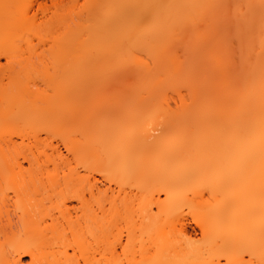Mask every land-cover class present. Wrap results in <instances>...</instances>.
Here are the masks:
<instances>
[{
    "label": "rangeland",
    "instance_id": "obj_1",
    "mask_svg": "<svg viewBox=\"0 0 264 264\" xmlns=\"http://www.w3.org/2000/svg\"><path fill=\"white\" fill-rule=\"evenodd\" d=\"M178 1L184 6L185 0H174V6L150 0L154 10L148 3L151 9L145 11L153 12L145 20L138 0H125L136 10L133 28L144 23L132 33L133 43L126 42L129 31L123 32L124 43L120 32L116 44L102 27L103 16L117 12L115 4L102 6L100 17L87 25L85 45L74 54L82 56L83 67L75 60L71 66L73 101L76 76L84 74L86 120L83 153H75V128L70 133L72 164L94 168L115 189L120 241L126 245L131 239L123 264H156L155 255L173 242L198 251L202 261L264 264L257 151L248 144L231 172L236 148L230 135L214 131L218 116L238 104L232 88L242 83V72L255 69L264 76V1L196 0L177 7ZM66 3L77 11L86 0ZM125 3L119 10L126 12ZM53 137L60 142L62 134ZM167 195L178 205L158 209L156 203H166ZM201 216L212 221V240L203 233Z\"/></svg>",
    "mask_w": 264,
    "mask_h": 264
},
{
    "label": "bare ground",
    "instance_id": "obj_2",
    "mask_svg": "<svg viewBox=\"0 0 264 264\" xmlns=\"http://www.w3.org/2000/svg\"><path fill=\"white\" fill-rule=\"evenodd\" d=\"M123 1L86 0L83 9L74 11L66 0H0V264H123L122 254L131 252L130 237L126 245L120 241L115 189L104 184L94 168L73 166L74 150L69 144L75 128V153H83L84 74L76 76L77 99L73 101L71 66L75 60L83 67L82 56L76 59L74 54L83 49L87 25L100 17L101 7L115 4L119 10ZM149 1L138 0V4L144 11L148 5L153 9ZM165 1L170 6L175 4L174 0ZM186 1L197 3L183 2ZM180 3L177 7L182 6ZM133 4L125 3L126 12L113 10L103 16L102 27L111 38L113 33V40L121 36V42L133 43L132 36L141 31L137 28L142 27V21L133 28ZM143 10L141 18L154 9ZM119 40L114 41L119 44ZM253 72H242L243 84L232 88L236 93L232 97L238 104L228 106L218 116L214 131L230 135V145L236 148L231 172L238 169L234 162L248 144L257 151L264 212V76L259 77L255 69ZM56 132L62 134L60 142H55ZM167 197L166 203L158 200V209L170 210L178 205L171 195ZM200 223L204 235L212 240V221L201 216ZM174 244L177 243L167 244L155 255L156 264H220L202 261L198 251L189 252L181 244ZM210 245L209 241L207 253Z\"/></svg>",
    "mask_w": 264,
    "mask_h": 264
}]
</instances>
